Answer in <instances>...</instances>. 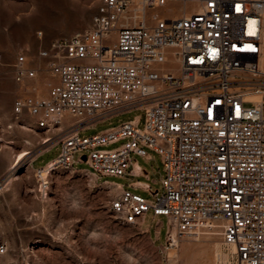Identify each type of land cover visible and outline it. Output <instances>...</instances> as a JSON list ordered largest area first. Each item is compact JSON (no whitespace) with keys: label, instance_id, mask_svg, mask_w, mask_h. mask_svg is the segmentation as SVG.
Wrapping results in <instances>:
<instances>
[{"label":"built area","instance_id":"2783aa9c","mask_svg":"<svg viewBox=\"0 0 264 264\" xmlns=\"http://www.w3.org/2000/svg\"><path fill=\"white\" fill-rule=\"evenodd\" d=\"M98 2L89 28L41 51L58 78L48 95L13 105L17 121L26 115L64 133L59 157L35 169L40 194L53 172L84 162L78 153L88 151L89 171L107 178L152 150L164 193L153 201L122 190L111 210L128 224L143 225L150 211L166 216L170 247L221 223L234 264H264V0ZM175 3L194 9L172 19L157 12ZM14 68L20 84L36 77L25 55ZM133 110L145 111L144 128L139 117L92 137L64 126L65 116L92 127Z\"/></svg>","mask_w":264,"mask_h":264},{"label":"rangeland","instance_id":"374dc122","mask_svg":"<svg viewBox=\"0 0 264 264\" xmlns=\"http://www.w3.org/2000/svg\"><path fill=\"white\" fill-rule=\"evenodd\" d=\"M98 1L0 0V245L7 248L0 254V264H234L221 223L193 237L178 238L173 247L166 240L170 226L166 216L150 211L143 225L125 223L110 205L121 193L112 182L126 185L137 180L126 175L99 179L85 162L77 163L76 169L53 172L47 195L40 194L31 161L47 149L36 159L35 168L58 158L64 133L38 129L26 115L17 121L13 105L19 97L48 95L58 78L49 59L40 56L41 51L57 39L89 28ZM193 9L192 4L185 8L175 3L157 12L172 19ZM20 55H25L28 66L36 70L34 79L21 84L15 79L14 68ZM145 115L144 110L122 113L86 129L81 136L92 137L137 117L144 128ZM73 120L65 119L64 126L73 127ZM47 138L51 139L45 141ZM124 142L104 148L112 150ZM150 153L151 161L135 154L132 160L150 175L153 191L140 193L156 201L155 192L159 196L164 193L163 165L159 154ZM84 155L88 151L76 158ZM147 229L160 231L161 240H152Z\"/></svg>","mask_w":264,"mask_h":264},{"label":"crops","instance_id":"0c3cea01","mask_svg":"<svg viewBox=\"0 0 264 264\" xmlns=\"http://www.w3.org/2000/svg\"><path fill=\"white\" fill-rule=\"evenodd\" d=\"M70 118L72 117H69V116H65V119L66 120H69L70 122ZM110 119V118H109ZM109 119H105V120H102V121H98L96 122L93 126H96L99 122H103V121H106V120H109ZM73 124H70V126H73V129H70L69 132L71 131H74V132H78V134L81 136V133L83 131H85L86 129H89V128H92L91 126L89 127H85L82 123H80V121L78 120H73ZM114 128V127H112ZM111 128H108V129H104L101 132H104L106 130H109ZM96 135V134H95ZM94 136V135H92ZM83 137H87V136H83ZM48 150V149H47ZM46 150V151H47ZM46 151L42 152L41 154L37 155L35 158L32 159L31 161V165L34 169H37L34 167V163L36 161V159L42 155L43 153H45ZM150 152H153L155 153L154 151L152 150H149ZM148 152V156L147 157H143L149 161L152 160V154ZM157 153V152H156ZM136 155V154H135ZM138 156V155H136ZM141 157V156H140ZM49 164V163H48ZM46 164V165H48ZM87 165V164H86ZM163 165V164H162ZM45 167V166H44ZM39 169V168H38ZM126 177H129V178H132V179H137L136 181H130L128 184L124 185L123 182H118L116 184H114L113 182L111 184L115 185L118 187V189L122 192V190H128V191H131L132 193L136 194V195H140L142 196L143 198L145 199H148V200H151L150 198H146L144 197L140 192L142 193H145V194H149L153 191V188L149 182L150 180V175H149V172H147L145 169H142V166L138 163V162H133L132 160V156H131V167L130 169L128 170V173L126 174ZM163 177H164V169H163ZM163 177H162V180H163ZM142 178H145L147 181H139L140 179ZM100 179V178H99ZM110 183V182H109ZM157 193V191L155 192V194ZM149 234H150V238L154 241L156 240H161V234H160V231L156 230L155 233L150 230V229H147ZM166 241V240H165ZM165 243V242H164ZM163 245V243L161 244Z\"/></svg>","mask_w":264,"mask_h":264},{"label":"bare ground","instance_id":"6f19581e","mask_svg":"<svg viewBox=\"0 0 264 264\" xmlns=\"http://www.w3.org/2000/svg\"><path fill=\"white\" fill-rule=\"evenodd\" d=\"M262 61H263V64H264V59H263ZM248 99L255 100V101H260V100L262 99V96H261L260 94H253V95L249 96ZM50 139H51V138H47L45 141H48V140H50ZM24 155H26V153L23 154V155H20V158H21L22 156H24ZM221 226L223 227V225H221ZM213 227H215V226H213ZM200 232H201V231H200ZM200 232H198L197 235H198ZM172 234H173V235L176 234V232H175L174 229L172 230ZM174 245H177V239H176V243H175ZM232 250H233V252H234V249H232ZM229 264H233V263L230 262Z\"/></svg>","mask_w":264,"mask_h":264},{"label":"water","instance_id":"95a60500","mask_svg":"<svg viewBox=\"0 0 264 264\" xmlns=\"http://www.w3.org/2000/svg\"><path fill=\"white\" fill-rule=\"evenodd\" d=\"M83 161L85 162L87 160L86 155L82 156Z\"/></svg>","mask_w":264,"mask_h":264}]
</instances>
